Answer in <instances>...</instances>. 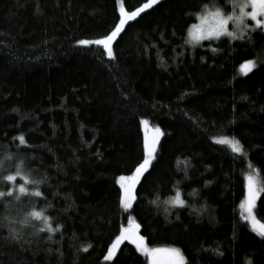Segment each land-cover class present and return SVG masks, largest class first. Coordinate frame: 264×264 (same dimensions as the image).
<instances>
[{
  "label": "trees",
  "instance_id": "obj_1",
  "mask_svg": "<svg viewBox=\"0 0 264 264\" xmlns=\"http://www.w3.org/2000/svg\"><path fill=\"white\" fill-rule=\"evenodd\" d=\"M122 2L131 10L144 0ZM202 2L162 0L146 9L126 23L108 57L101 45L75 41L111 31L116 0H0V161L14 157L0 177L20 160L32 179L46 177L43 197L0 202V264H147L130 241L104 260L129 216L150 246L178 247L187 264H246L247 256L264 264V238L240 207L244 173L259 169L264 188V31H252L251 43L222 37L212 44L217 51L186 44L196 22L189 13ZM254 57L257 66L241 74L239 65ZM142 118L161 138L125 210L116 179L144 157ZM212 136L238 138L245 154ZM175 186L187 204L167 205L166 213ZM156 196L160 202L150 203ZM33 207L61 228L49 240L33 218L16 223L20 241L8 239L4 217L18 221ZM256 215L264 219V191Z\"/></svg>",
  "mask_w": 264,
  "mask_h": 264
},
{
  "label": "snow or ice",
  "instance_id": "obj_2",
  "mask_svg": "<svg viewBox=\"0 0 264 264\" xmlns=\"http://www.w3.org/2000/svg\"><path fill=\"white\" fill-rule=\"evenodd\" d=\"M158 0H144L139 6L134 9L128 10L122 0H116L119 6L118 20L114 27L106 35L91 39H79L75 42L79 45H101L106 50L108 57H113L114 52L112 48V42L117 38L118 34L121 33L122 29L128 21L133 20L139 14L144 12L146 9L151 8L157 4ZM191 17H194L196 22L188 25L187 27V39L186 44L207 46L212 48L214 41L220 40L222 37L227 36L232 40H248L251 43V33L254 30L264 31V0H204L199 6V9L195 12L189 13ZM249 18L254 23H249ZM231 24V28H230ZM202 41H206L205 44H201ZM213 51H217L216 48H212ZM203 59V57H202ZM257 58L245 59L239 68L245 74L252 71L257 66ZM141 123L147 125L149 122L146 119H141ZM151 140L148 138L144 142V157L135 165L130 173L121 174L117 177L116 183L119 184L122 194L120 196V204L125 208L129 209L132 207V201L136 200V194L134 189L138 182L149 169L154 153L156 151V142L160 135V128L156 126L153 130ZM19 143L21 145L26 144L27 141L23 133L18 134ZM212 140L220 143L228 144L234 153L245 154V149L238 138L228 136H212ZM14 159L11 155H8L4 161H0V168L4 167V164ZM187 163V162H186ZM260 172L259 169L254 172L244 173L246 195L240 203V207L246 209L247 214H242L244 221L250 224L253 232L259 237L264 238V219L258 218L254 209L256 206V200L261 191L264 188L258 187L257 175ZM17 178H21L23 182L15 183ZM5 182V187L0 189V202L6 205L12 200L19 202L26 195H35L37 197H43L44 193L40 189V185L43 183L45 178L40 180L32 179L29 172H25L23 168V160L17 161L15 164V170L9 171L7 174L0 177ZM11 182V186H9ZM179 184V182H176ZM207 183V182H206ZM192 195L196 194V190H192ZM160 202L159 196H156L150 203L158 204ZM166 205L165 212L167 213L170 209L167 205L184 206L187 201L182 198L181 189L175 186V195L166 198L163 201ZM194 207V205L192 206ZM206 205H202L197 211H202ZM33 218L35 220L42 221V228L48 230L49 240L52 239L51 234L58 231L61 228L60 224H56L53 227L51 222L52 218L45 215L44 210L33 207L30 211L25 212L24 216L15 221L11 216H5L4 219L8 220L9 232L8 239L20 241L23 235L22 229L16 227V223L19 225L32 224ZM140 224L131 216L128 217L126 225H121L118 234L115 235L111 244L108 246L107 254L104 259L111 260L116 255L117 249L124 241H130L136 249L143 253L147 259V264H187L184 253L178 247H156L150 246L147 242V238L139 231ZM42 229L37 228L38 233ZM90 245L85 246V250ZM218 256L224 255L219 247L212 250ZM164 253V256H161ZM246 264H253L251 256L245 257Z\"/></svg>",
  "mask_w": 264,
  "mask_h": 264
},
{
  "label": "rangeland",
  "instance_id": "obj_3",
  "mask_svg": "<svg viewBox=\"0 0 264 264\" xmlns=\"http://www.w3.org/2000/svg\"><path fill=\"white\" fill-rule=\"evenodd\" d=\"M160 1H162V0H158V2L157 3H159ZM248 22L249 23H254V21H251V19L249 18V20H248ZM230 28H231V24H230ZM224 37H226V36H224ZM203 42V41H202ZM201 42V43H202ZM240 73L241 74H244L245 75V73H243L242 71H241V69H240ZM143 127H144V129H146V132H147V134H148V139H149V141L151 140V137H152V135L154 134L153 133V130H154V127L152 126V125H150L149 123L147 124V125H143ZM160 138H161V131H160V135H159V138H158V140H157V142H156V149H157V146H158V143H159V140H160ZM154 156H155V153H154ZM154 159V158H153ZM153 161V160H152ZM152 164V163H151ZM151 166V165H150ZM150 168V167H149ZM249 172H253L252 170H250ZM257 182H258V187H259V180H258V177H257ZM134 191H135V189H134ZM260 194H261V192H260ZM260 194H259V196L257 197V200H256V206H257V202H258V199H259V197H260ZM132 204H133V201H132ZM256 206H255V209H254V211H255V213H256ZM125 209V208H124ZM130 209V208H129ZM242 209V213L243 214H247L246 213V209H244V208H241ZM125 210H128V209H125ZM248 223V222H247ZM249 224V223H248ZM249 226H250V224H249ZM251 228V227H250ZM122 244H123V242L121 243V245H120V247L122 246ZM120 247L117 249V252H116V255L118 254V251H119V249H120ZM141 253V252H140ZM143 254V253H142ZM116 255L115 256H113V258L111 259V260H107L108 262L109 261H112L115 257H116ZM144 255V254H143ZM165 254L164 253H161V256H164ZM105 260V259H104ZM106 261V260H105Z\"/></svg>",
  "mask_w": 264,
  "mask_h": 264
}]
</instances>
